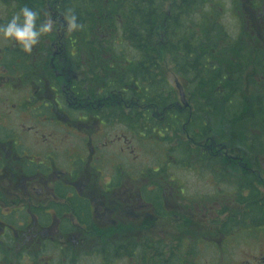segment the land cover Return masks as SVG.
Here are the masks:
<instances>
[{
  "label": "flooded vegetation",
  "instance_id": "1",
  "mask_svg": "<svg viewBox=\"0 0 264 264\" xmlns=\"http://www.w3.org/2000/svg\"><path fill=\"white\" fill-rule=\"evenodd\" d=\"M13 7L30 8L55 26L30 54L14 43H0V264H202L204 247L216 254L211 264H264V226L251 219L244 223L249 235L253 232L244 240L251 248L235 257L231 217L217 228L225 245L203 234L208 197L183 205L182 188L175 191L166 183L174 182L170 173L124 176L122 159L133 154L132 142L161 134L156 125L166 115L141 106L135 89L120 79L110 83L103 69L93 73L90 49L73 46L56 6L0 0V26L8 23ZM132 110L136 114L124 128L129 139L124 115ZM112 126L120 133L111 134ZM193 149L213 161L180 164L218 173L214 142ZM249 163L243 172L255 184L246 192L258 193V182L264 190V160ZM260 197L264 200V194ZM217 202L211 199L208 206L211 217Z\"/></svg>",
  "mask_w": 264,
  "mask_h": 264
},
{
  "label": "trees",
  "instance_id": "2",
  "mask_svg": "<svg viewBox=\"0 0 264 264\" xmlns=\"http://www.w3.org/2000/svg\"><path fill=\"white\" fill-rule=\"evenodd\" d=\"M27 1H43V8L56 6L64 18L74 16L78 27L71 31V42L81 51L90 49L93 73L103 69L109 82L120 79L135 89L141 106L166 115L165 122L156 125L163 132L146 134L144 139L164 142L178 164L194 158L213 161L193 147L214 142L219 148L214 161L222 176V154H231L237 137L242 155L264 160L261 0H229L233 13L239 14L235 36L223 24L222 0ZM43 22L37 16V27ZM167 66L186 93L187 108L177 102L164 78ZM134 114L132 110L129 116L122 115L132 123ZM244 174L241 190H248L255 179ZM256 194L254 188L246 198H238L253 220L261 208Z\"/></svg>",
  "mask_w": 264,
  "mask_h": 264
},
{
  "label": "rangeland",
  "instance_id": "3",
  "mask_svg": "<svg viewBox=\"0 0 264 264\" xmlns=\"http://www.w3.org/2000/svg\"><path fill=\"white\" fill-rule=\"evenodd\" d=\"M220 3H222V5L224 6L222 10L223 24L227 32L231 36H235L236 34L239 33V29H240L239 21L236 18V15L239 14L233 13L234 11L231 9L229 0H222L220 1ZM260 4L264 5V0H261ZM239 7L240 8H238V11H240V13L243 12L244 9L241 6ZM0 19L4 20L1 11H0ZM166 69L167 72L165 73L166 75L164 78L167 80L168 85H170L173 88L174 97L176 98L177 102L181 103L179 97V91L176 87L175 82H177L181 88L182 86L180 82L177 80L175 74L170 72V67L167 66ZM183 92L185 93L184 90ZM185 101L187 102L186 98ZM110 112H114V111H109L108 113ZM129 123H130L129 120L124 119L123 132L125 137L127 136V134L125 133L124 128H127L126 125ZM119 128H120L119 126L118 127L112 126L110 130L111 134L120 133ZM127 137L130 139V135H128ZM169 137L171 138V136ZM181 138L182 137H180L179 139L182 140ZM235 142L232 147L233 148L231 152L232 155L231 154L228 155L227 153L222 154L225 157V163L223 165L225 166L223 168L225 172L223 173L222 176H220L219 165H218V169H216L219 175H216L218 173L211 174V173H206L205 171H203L202 173L199 168L200 164H195V165L184 164V163L178 164L177 156H173V153H171L169 150L170 148L162 141L159 143L154 142L155 144L152 142L139 143L133 141L132 142V146L134 150L133 154H129L128 152H126L122 159L123 166L125 168L124 176L126 175L138 176L140 175L139 173L141 172L142 176L146 175L144 177L148 178L146 173L149 172L150 174L151 171L154 170H158L157 173L162 171L160 175L155 173L160 177H165L167 173H170L169 175L172 176L174 182L173 183L166 182V183L171 184L172 187L175 189V191H177L178 188H182L185 197L183 200L180 201L182 202L183 205H188L189 203H191L192 202L191 199H198L194 202L200 203L202 197H208L209 201L206 200L208 202L205 201V203H207L208 206H211V199H215L217 197L219 202H217L213 206V214L215 215V217H211L212 213L208 209V206L207 205L204 206V208L206 209V212H204V214L206 213L205 220H207L208 225L207 226L204 225L205 230L203 231V234L208 240L217 241L218 239L219 245L220 244L225 245L226 244L225 238H223L222 234L219 235L217 228L218 226H220L221 228L222 225L225 223L226 219L231 217V219H233V222H236V224L233 223L235 224L234 226L235 231H232L230 234L237 236L235 242L234 241L231 242V250L234 252L235 257H241L244 251H248V249L251 248V246L248 244L244 245V240L246 238H249L253 234L252 232V234L249 235L247 229L248 226L244 225V223L249 222V219H251L253 222L256 221L255 222L257 224L256 226H264V200H260L261 198L260 196L264 194V190L261 187V183L258 182L259 184L258 183L256 184V187H258L257 194L260 195L259 201H261L258 204H262L263 208L261 210V213L259 214V217L253 220L252 218L249 217L250 216L249 214L246 216V210H247L246 206L238 203L239 197L246 198L249 194V192H246L245 189L241 190V187L244 185L245 174L243 172V167H248V165L250 164L249 162L252 161V158H250V156L248 157L242 155L241 147L237 146L239 145L238 137L236 138ZM134 157L136 158L135 161L133 160ZM208 158L211 157L208 156ZM168 162H175V163L174 165H171L170 167L166 168L165 166ZM244 163L246 166L244 165ZM164 170L168 172L166 171L164 172ZM261 177L264 180V173H261ZM263 180L261 181L263 182ZM162 191L168 192L173 190L162 189ZM192 210H193L192 212H194V209ZM212 218L215 220L214 226H212L211 223ZM244 231H246V234L244 233ZM211 252H212V248L204 247V251L201 252L199 255V259L202 264H211L216 260V254Z\"/></svg>",
  "mask_w": 264,
  "mask_h": 264
},
{
  "label": "clouds",
  "instance_id": "4",
  "mask_svg": "<svg viewBox=\"0 0 264 264\" xmlns=\"http://www.w3.org/2000/svg\"><path fill=\"white\" fill-rule=\"evenodd\" d=\"M37 12L24 7L13 11L6 25L0 26V43H14L25 54H30L42 36L52 33L54 21L51 19L37 27ZM68 32L74 31L78 25L74 16L65 17Z\"/></svg>",
  "mask_w": 264,
  "mask_h": 264
},
{
  "label": "water",
  "instance_id": "5",
  "mask_svg": "<svg viewBox=\"0 0 264 264\" xmlns=\"http://www.w3.org/2000/svg\"><path fill=\"white\" fill-rule=\"evenodd\" d=\"M175 84H176V87H177V89L179 91V97H180L181 104L183 105V107L186 108L187 107V103L185 102V95H184V93L182 91V88L179 86V84L177 82H175Z\"/></svg>",
  "mask_w": 264,
  "mask_h": 264
}]
</instances>
